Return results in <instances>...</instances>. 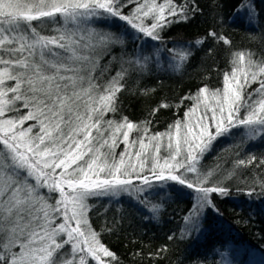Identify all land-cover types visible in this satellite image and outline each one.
Returning <instances> with one entry per match:
<instances>
[{
  "label": "snow or ice",
  "instance_id": "6c2138e0",
  "mask_svg": "<svg viewBox=\"0 0 264 264\" xmlns=\"http://www.w3.org/2000/svg\"><path fill=\"white\" fill-rule=\"evenodd\" d=\"M129 3L135 5L131 14L125 12ZM190 11L174 0H0V264H111L115 254L92 228L88 198L129 191L134 180L151 186L149 176L141 175L145 168L156 180L202 193L191 213L197 219L206 206L214 207L210 193L226 194L225 188L203 186L212 173L201 174L197 162L217 136L233 127L264 130V60H254L250 52L234 53V70L224 76L223 89H200L186 122L151 136L145 126L144 136L130 142L129 133L138 125L127 118L116 124L103 121L106 112L116 110L127 69L121 66L106 84H97L94 57L84 54L123 42L114 33L88 27L93 18L118 19L158 40L159 30L174 22L169 17L187 20ZM35 21L61 27L55 35H42ZM207 35L231 44L216 32ZM178 55L184 61L190 54ZM150 59L142 56L135 63L143 69ZM257 81L259 97L248 103L245 87ZM201 109L204 115H196ZM28 121L38 123L35 133L37 125L25 127ZM119 133L127 148L117 159Z\"/></svg>",
  "mask_w": 264,
  "mask_h": 264
},
{
  "label": "trees",
  "instance_id": "16d2710c",
  "mask_svg": "<svg viewBox=\"0 0 264 264\" xmlns=\"http://www.w3.org/2000/svg\"><path fill=\"white\" fill-rule=\"evenodd\" d=\"M189 1L197 2L199 6L196 17L191 19L188 15L187 20L179 16L169 17L174 22L159 30L161 39L158 40L146 37L127 27L125 22L111 17L105 20L93 18L88 22V27L114 33L122 37L123 41L106 50H85L84 54L94 57V76L99 77L95 82L101 85L107 83V75L114 76L121 71L120 68L112 66V62L118 56L125 58L126 50L130 52L126 53L129 59L130 55L136 57L151 47L160 55L172 58L174 64L168 65L171 69L174 66V70L178 71L183 70L186 63L179 59L177 45L186 44L192 49L202 48L209 32L220 34L224 31L232 41L230 46L222 41L215 43L214 53L207 55L200 64L193 65L185 79L170 81L156 89L153 86L144 89L145 86L139 85L134 95H122L124 76L121 81L123 89L117 94L116 110L106 112L103 121L116 124L127 118L134 125H138L139 130L129 133L130 142L144 136L145 126L148 136H151L171 130V126L177 121L186 122L190 109L196 107L197 101L194 97L200 89H223L224 80L219 79L216 86L209 82L217 80L221 70L226 67L230 47L244 44L237 28L248 31L264 28V0ZM157 2L162 3L163 0ZM247 5H251V10ZM191 6L192 3L189 7ZM134 8L135 5L129 3L125 12L131 14ZM228 22L238 27H228ZM33 24L42 35H55V29L61 27L59 24L49 25L40 21ZM67 27L76 29L71 23ZM85 36L87 37L86 33ZM252 44V58L257 61L264 60V39L259 38ZM128 63L133 65L130 59ZM101 69L103 75L100 74ZM259 87V81L245 87L244 96L248 103L258 99L259 93L256 90ZM249 94L251 99H248ZM163 104L168 107H161ZM17 106H20V102ZM157 107L159 111L154 112ZM20 110L22 113L28 111L24 108ZM245 114V109L241 108V118ZM196 115H204L203 110ZM207 115L210 117L211 113ZM140 117H145V121L138 120ZM162 123L165 125L160 128ZM29 124H36L34 132L38 130L36 121L26 122L25 127ZM102 127L107 128V124L103 123ZM212 130L215 131L214 128ZM111 131L109 129L104 133L105 138ZM117 135L118 147L114 151L118 159L127 145L122 142L123 133ZM160 155H166L164 148H161ZM239 161L245 163L240 164ZM197 168L201 174L212 173L204 187H222L227 190L223 195L219 192L209 194L214 207L206 206L199 219L191 213L197 203L196 198L202 196V193L174 181L156 180L147 168L141 175L149 176L151 186L134 180L129 191H121L116 200L108 198L110 194L88 198L87 215L92 228L99 234L101 243L115 254L116 259L111 264H225L223 256L226 246L232 242L244 244L246 254L250 248L258 250L264 259V130L252 133L248 127L241 125L217 136L198 159ZM183 172L181 169L177 174ZM185 175L188 179L194 178L192 173ZM136 191L143 193L136 197ZM243 263L244 260L235 261V264Z\"/></svg>",
  "mask_w": 264,
  "mask_h": 264
},
{
  "label": "rangeland",
  "instance_id": "374dc122",
  "mask_svg": "<svg viewBox=\"0 0 264 264\" xmlns=\"http://www.w3.org/2000/svg\"><path fill=\"white\" fill-rule=\"evenodd\" d=\"M174 3L177 6H182L186 9L187 8L188 9H194V11H190L187 13L189 15V18H191V19L196 17V15H197L196 10L199 7L197 2H191L189 0H182L181 2H177V0H174ZM191 3L193 4V6H191V8H190L189 5ZM226 26L233 27V28L238 27V26H234L230 22H228V24H226ZM239 28L240 27H238L237 30L240 31L239 33L241 34V37L245 42H244V44L240 45V47L239 46L238 47H230L231 50L228 53L227 65L225 68H223L221 70L220 75H219L217 80H214V81L211 80L209 82L212 86H216L220 81L219 79H221V81L224 80V76L234 70V67L232 65L234 53H236V52H246V53L251 52V46L253 45L252 42H257V40L259 38L264 39V28L263 29L261 28V30H259V31H253V30L248 31V30H244L241 28L239 29ZM219 35H221V36H223L226 39L231 41V39L226 35V33L224 31L222 33H220ZM219 41L220 40H216L214 38L205 36V46L202 48L201 47H198V48L195 47V49H192L189 45H186V44L177 45L180 52L186 51L190 54L188 56V58L185 60L186 64L184 65L183 70H178V71L174 70L175 69L174 66L172 67V69L170 67L171 65L174 64L172 58H168L167 56H165L163 54L160 55V53L158 51L154 50L151 47L147 48V50L142 51L136 57L130 55L129 59H130L131 63H133V65L128 63L129 59H128L127 54H129L130 52L129 51L127 52V50H126L124 52L125 58L118 56L115 59H113L114 61L112 62V66H115L118 69L119 68L121 69V66H123V68L127 69V74L125 75V79H124V89H123L124 92L122 95H124L125 93L127 96H129L133 93L135 94V92H136L135 90L138 89L139 85H141V87L145 86L144 89H147L149 86L150 87L153 86L156 89L159 86H163L164 84L169 83L170 81L172 82L173 80L175 81V80L185 79L193 65L200 64V62L207 55L214 53L215 48H216L214 46V44L215 43L217 44ZM231 44H232V41H231ZM231 44H225V45L230 46ZM209 49H211V52H209ZM142 56H150L151 57L150 61L147 63V66L143 69H141L140 65L135 63V61ZM119 61H121L122 63ZM141 63H143V61H141ZM114 76H116V75H114ZM114 76L113 75H111V76L107 75V77H108L107 81H109ZM179 77H181V78H179ZM186 95L187 94L185 93V96ZM183 98H185V97H182V99ZM156 109H159V108L157 107ZM138 120L145 121V117H140ZM164 125L165 124L162 123L159 126L161 128V127H164ZM33 132H34V129H33ZM41 191L47 195L56 196L58 198V194H55V193L49 194V193H47V189H42ZM142 193H143V191H141V192L136 191V197H138L139 194H142ZM126 195L131 196L132 194L126 193ZM119 197H120V192H118L116 195H111L108 198L112 199V201H113ZM109 201H111V200H109ZM52 202H53L52 200H49V203H52ZM61 220H62V218H61ZM59 222H61V221L58 220L57 223H59ZM223 257H224L225 264H235V261H242V260H244L243 264H264L263 256L258 250L250 248L249 253L246 254L245 245L239 244V243H237V244L233 243V242L229 243L226 246V250H225ZM89 264H95V262L89 260Z\"/></svg>",
  "mask_w": 264,
  "mask_h": 264
}]
</instances>
